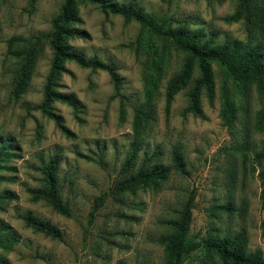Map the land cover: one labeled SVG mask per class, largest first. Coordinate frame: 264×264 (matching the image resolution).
<instances>
[{"label": "rangeland", "instance_id": "rangeland-1", "mask_svg": "<svg viewBox=\"0 0 264 264\" xmlns=\"http://www.w3.org/2000/svg\"><path fill=\"white\" fill-rule=\"evenodd\" d=\"M63 0H0V148L7 157L0 168V230L16 241L0 253L9 264H165L162 236L170 235V222L192 196L188 236L198 240L243 230L246 250L264 257L259 172L264 158V89L256 83H236L212 62L214 92L201 93V115L184 111L187 86L167 106L165 88L177 71L182 54L170 50L165 70L153 90L146 87L147 55L135 50L140 26L120 15H104L96 5L80 4L82 36L69 44L87 58L115 67L121 78L119 94L106 71L66 62L59 90L73 95L78 108L54 102L65 135L37 108L51 53L42 47L23 93L12 94L16 60L8 53L11 37L28 38L50 31L51 19ZM132 3L146 12L172 17L201 30L214 43H257L264 50V31H250L243 18L227 20L239 0H115ZM231 99L230 124L221 114L222 94ZM148 119L136 151L132 171L153 161L172 164L177 147L185 163L184 174L171 170L155 188L138 187L112 193L121 166L132 150L133 121L137 108L149 100ZM60 158L57 176L60 195L69 204L70 216L57 213L46 201L31 200L29 188L42 184L41 165L51 156ZM150 159V160H149ZM101 197L99 200L98 198ZM34 216L56 225L55 239L26 226L22 216ZM181 264H223L203 248L184 256Z\"/></svg>", "mask_w": 264, "mask_h": 264}, {"label": "trees", "instance_id": "trees-1", "mask_svg": "<svg viewBox=\"0 0 264 264\" xmlns=\"http://www.w3.org/2000/svg\"><path fill=\"white\" fill-rule=\"evenodd\" d=\"M27 1L28 6L32 8L36 0ZM84 3L96 5L104 15H120L126 21L132 20L139 24L140 31L135 40V50L140 48L147 55L146 87L148 90H153L160 73L165 70L170 50L173 49L182 54L180 68L169 77L166 84L164 94L167 106L173 96L187 86L196 70L197 74L192 79V84L186 93L187 104L184 111L196 116L201 115V93L204 92L211 98L214 92L212 62L218 64L234 82L250 81L256 83L260 89H264V50L257 43L250 45L240 41H224L216 44L201 30L191 29L184 21L146 12L132 3H119L115 0H63L57 13L51 19L50 31L28 38L11 37L7 40V50L17 62L12 75V94L18 96L27 86L37 57L43 49L42 46L48 45L51 58L43 85L42 99L37 108L43 115L52 119L65 135H71V132L64 126L62 117L55 111L53 104L61 102L73 109L78 108V102L73 95H68L58 89L61 74L66 72V62H74L83 68L106 71L115 95L119 94L121 83V78L113 65L96 58H87L69 44L70 40L82 36V31L78 28L80 23L78 6ZM239 18L245 20L250 31L263 32L264 0H239L234 14L227 16L226 19ZM149 101L150 99L137 108L133 121V147L121 166L122 176L114 182L111 188L112 193L118 194L138 187L155 188L172 169L180 174L186 172L183 156L177 147L172 150L171 165L153 161L150 164H141L132 171L146 123L152 118L150 108H146L149 107ZM233 112V103L227 93L223 92L221 114L227 124L232 121ZM7 156L6 147L0 148V168H3V161ZM256 157L264 158V146L256 153ZM59 163L60 158L57 155L51 156L44 162L40 167L41 186L29 188L28 192L31 200L42 199L57 213L68 217L70 216L69 204L60 195L57 176ZM258 176L261 183L260 205L264 210V169L259 172ZM12 196L4 192L0 194V199ZM98 199L100 200L101 197ZM191 201L192 196L185 202L178 219L170 222L171 234L159 239L165 249V264H181L185 255L201 248L215 255L223 264H264V257L260 250L252 252L246 250V235L243 230L231 235L208 236L198 240L189 237ZM22 220L34 231L55 239L62 238L61 230L48 220L38 218L30 212H26ZM261 226L264 236V218ZM15 241L13 234L0 230L1 250H8ZM0 264H9L2 253H0Z\"/></svg>", "mask_w": 264, "mask_h": 264}]
</instances>
